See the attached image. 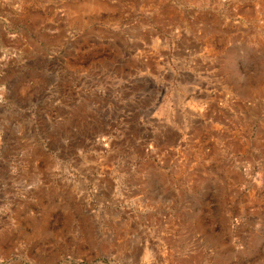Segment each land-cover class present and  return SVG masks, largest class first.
I'll use <instances>...</instances> for the list:
<instances>
[{
    "label": "rangeland",
    "instance_id": "rangeland-1",
    "mask_svg": "<svg viewBox=\"0 0 264 264\" xmlns=\"http://www.w3.org/2000/svg\"><path fill=\"white\" fill-rule=\"evenodd\" d=\"M0 264H264V0H0Z\"/></svg>",
    "mask_w": 264,
    "mask_h": 264
}]
</instances>
